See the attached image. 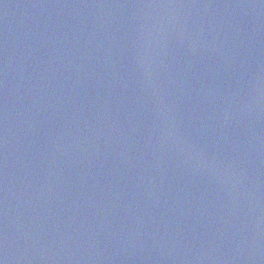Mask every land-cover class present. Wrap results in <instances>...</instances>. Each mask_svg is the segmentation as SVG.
Masks as SVG:
<instances>
[{
  "label": "water",
  "instance_id": "1",
  "mask_svg": "<svg viewBox=\"0 0 264 264\" xmlns=\"http://www.w3.org/2000/svg\"><path fill=\"white\" fill-rule=\"evenodd\" d=\"M2 264H264V0H0Z\"/></svg>",
  "mask_w": 264,
  "mask_h": 264
},
{
  "label": "snow or ice",
  "instance_id": "2",
  "mask_svg": "<svg viewBox=\"0 0 264 264\" xmlns=\"http://www.w3.org/2000/svg\"><path fill=\"white\" fill-rule=\"evenodd\" d=\"M0 264H2V261H0Z\"/></svg>",
  "mask_w": 264,
  "mask_h": 264
}]
</instances>
